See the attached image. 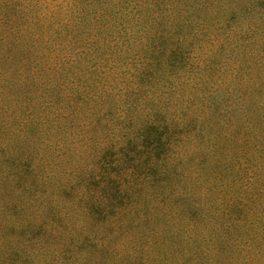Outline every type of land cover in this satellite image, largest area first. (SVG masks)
I'll return each instance as SVG.
<instances>
[{
  "label": "trees",
  "instance_id": "1",
  "mask_svg": "<svg viewBox=\"0 0 264 264\" xmlns=\"http://www.w3.org/2000/svg\"><path fill=\"white\" fill-rule=\"evenodd\" d=\"M51 1L0 0V72L7 73L17 86L28 88L30 100L23 118L12 110L15 136L30 141L12 167L24 179L22 192L30 193L25 184L32 183L34 188L45 169L59 167L56 157L68 151V145L96 153L97 133L106 127L107 118L119 113L128 120L148 112L122 134L126 146L117 152L116 144L110 143L96 161L98 167L81 179L82 191L74 199L78 196L79 202L90 203L87 209L94 215L89 226L94 228L87 233L92 240L104 238L94 230L111 231L112 224L122 218L149 222L154 229L149 237L158 232L173 240L188 232L192 236L185 245L204 240L205 223L218 232L234 227L240 212H250L244 207L251 203L249 192L258 186L257 193L264 194V164L259 161L264 139H257L258 131L252 128L251 132L252 126L240 128L239 137L231 130L244 109L253 112L246 105L255 106L264 137V61L254 59L264 52V43L252 40L259 26L254 19L259 16L252 19L237 0H227L220 13L206 12L205 6L213 7L214 0ZM170 7L173 22L165 31L176 34L175 41H160L161 47L153 50L147 46V34ZM165 43L173 49L166 57L161 50ZM249 85L261 96L249 93ZM147 86L164 88L162 97L151 102L160 109L153 110L154 115L141 104L150 94L156 95ZM198 103L210 109L209 124L200 120ZM194 139L200 145H193ZM190 145L216 161L228 158L235 177L222 195L226 199L222 206L215 200L211 204L206 199L186 202L191 218L184 219L173 206L178 196L171 189L181 176L178 168H183L178 164ZM23 160L28 163L21 169L16 162ZM27 178H32L31 183ZM159 182L160 187H167L165 193L149 189ZM152 202L161 204L156 212L163 217L159 223H153ZM168 205L167 213L173 216L166 218L163 208ZM206 209L209 218L203 217ZM110 212L117 220L106 216ZM132 251L143 264H160L156 258ZM195 252L203 254L201 244Z\"/></svg>",
  "mask_w": 264,
  "mask_h": 264
},
{
  "label": "rangeland",
  "instance_id": "2",
  "mask_svg": "<svg viewBox=\"0 0 264 264\" xmlns=\"http://www.w3.org/2000/svg\"><path fill=\"white\" fill-rule=\"evenodd\" d=\"M54 1L58 0H53L49 4H52ZM214 1L213 7L209 8L208 5L205 6V8H207L206 12L215 10L220 13L227 2V0ZM184 2H186V0L182 1V3ZM237 3L240 8L245 9L246 13L250 15L252 19L259 16L258 19H254V22L258 23L259 26L257 27V32L252 35V40L255 43H264V25L261 24V22L264 21L263 0H237ZM11 7L12 5L8 6V8ZM16 8L20 7L17 5ZM215 17L219 18V15L216 14ZM11 41L14 40L12 39ZM14 43L17 44V41H14ZM254 59L255 61H264V52L260 53L259 57L256 56ZM13 67H16V65H13ZM8 77L7 73L0 72V142H5L6 145L10 147L19 144L20 148L16 156L9 160L8 165L0 164V176L5 174V168L9 169L5 176V183L3 184L4 194L0 197V201L4 202L5 208H8L11 200H15L17 205H19L20 203H25V196H28L29 199L35 198L32 194L33 191L27 194L22 192L24 179L22 177L20 178L17 172L13 173L12 171L14 170L12 167L15 160H18L19 157L23 155L24 145L30 144L27 137L15 136V128L14 125H12V110H16L15 113L19 115V118H23L26 109L29 108L27 105L30 101L28 99V88L24 85L20 87L17 86L12 83V78ZM255 77L256 71H254V78ZM247 89L249 93L254 91L256 97L261 96L254 86L251 85ZM242 104H246V102L242 100ZM197 105L200 120L205 124H209L212 119L210 109L207 107H200L199 103ZM247 107L251 108L253 112L248 113V111L244 109L242 113L239 114L240 120L237 122V127H231V130L239 137L241 133L240 128H249L252 126L251 132L253 131L252 128L258 131V133H256L257 139H264L263 129L259 127L263 122L257 121V114H254L253 107H256L246 105V108ZM241 109L242 108H240V110ZM248 118L251 119L250 123L247 120ZM232 123H234V121H232L231 124ZM205 129L207 130L208 128ZM226 142L229 143V141ZM254 142L256 141L254 140ZM195 144L200 145L197 139H194L193 145ZM193 145H190L189 149H185L183 158L178 164L183 168H178L181 176L177 177L178 181L175 183L176 186L171 189V191L178 196V199L173 202V206L179 211V217L184 219L188 217L191 218L189 211L187 214L186 202L190 204L195 201L201 202L202 199H206L210 204L215 200L218 202V207L222 206L224 202H226V199L223 198L222 195L227 192L233 177H235V174L233 175L235 170L232 169L228 158L221 156V160L216 161L214 157H210L206 153L205 155L203 153L198 154ZM68 146V151L61 152L59 156L56 157L57 160H60L58 168L68 166L71 159L75 157V153L77 152L76 147L74 145ZM202 148L205 149V146H202ZM64 160H66V162H64ZM259 161H262L264 164V154ZM202 164L204 166L201 168ZM14 165L16 166V164ZM68 175L71 177L72 173ZM262 177L264 178V175ZM28 180L29 183H31L32 178H27V181ZM36 180L37 179H35V181ZM18 182L20 184L17 186ZM35 185L33 188L32 183L30 184L32 189H35ZM158 185L153 183L149 189L159 188L163 193L167 191V187H160L163 186L160 182ZM10 187L21 189L20 195L15 196L13 192L10 191ZM242 187L247 192L245 186L243 185ZM257 190L258 186L249 192L251 203L244 207H247L250 212H240L241 214L238 215V219L234 221V227L226 228L218 232L217 230H213L209 223H205L204 226H209V228L204 227V229H202L205 235L204 240H199L197 243H189L188 245H185V242L192 236L188 232L183 235H177L173 240H170L168 236L163 237V235L158 232L154 236L149 237L151 236L150 232L154 230L151 228L152 225L148 226L149 222L144 223L140 221L137 223L130 218H122L119 221H115L117 217L112 216V212L106 214V216L108 218L112 217L115 221L112 224L113 229L109 231V228H101L99 233L94 230L95 234L104 236V238L100 240L95 237L92 240L91 235L87 232L93 233L92 230L94 227H90L89 222L90 220L93 221L92 215H94V213L87 209L90 207V203H87L86 207L84 206L86 200H84V202H79L80 211L78 214V218L85 226L84 230L77 232L72 220L68 217H65L64 221L57 218L56 222L64 233V238H66L71 248L78 247L80 250L84 251L92 246V249H89L91 252H99V259L96 261V264H143L141 260L137 259L140 258V256H134L132 250L143 255V257L148 256L149 258H156L160 264H264V194L263 192L258 194ZM201 193H206L207 195L202 197L200 195ZM243 198L247 199L248 194L244 193ZM43 203L44 202L37 201L35 204L28 205V207L32 209L30 212L32 219L29 220V224L39 219L38 213L40 212V208L43 207ZM170 204L172 205V202H170ZM160 205L158 202H152L149 205L152 210L154 209V211L151 212H154L156 216V220L153 221V223H159L161 222V218H163L159 213L158 215L156 213ZM171 205L163 208L165 213L163 216L166 218L171 215L173 216V214L167 213ZM202 212L203 215L207 216H203L204 218L210 217L207 209ZM49 216L51 218L53 214L50 213ZM107 222H105V224ZM231 226H233V224ZM49 228L55 230L51 224ZM198 230H200V228H198ZM41 235L43 236V233H41ZM163 238L167 239L163 242ZM92 242L96 245H93ZM144 242L147 243V246ZM138 243L144 246H135L138 245ZM199 244H201L203 254L195 252ZM130 245L133 246L130 247ZM108 249L112 251H108ZM17 255L19 254L15 251L11 253L0 251V264H17L19 262L27 264V261H22V258H17ZM177 256L180 257L177 259Z\"/></svg>",
  "mask_w": 264,
  "mask_h": 264
},
{
  "label": "clouds",
  "instance_id": "3",
  "mask_svg": "<svg viewBox=\"0 0 264 264\" xmlns=\"http://www.w3.org/2000/svg\"><path fill=\"white\" fill-rule=\"evenodd\" d=\"M172 11L171 7L168 8L160 23L153 25L151 32L147 34L150 37L146 41L149 48L153 50L160 48L161 45L158 42L166 41V39L175 41L176 34L165 31V27L170 26L173 22ZM179 35L184 34L180 33ZM153 41L157 43L154 44ZM161 50L165 57L170 56L173 51L167 43ZM157 79L162 78L157 77ZM147 87L150 88V91H155L156 95L150 94L146 100L141 101V104L154 115L155 111H160V109L151 102L162 97L164 88L158 86L159 90H157L151 86ZM147 114L148 112L137 113L128 120H125L119 113L115 118H107L103 122L106 127L97 133L99 150L96 153L93 154L91 149L85 147L75 153V157L71 159L68 166L52 171L45 169V175L37 178L35 189L26 183L25 187H28L30 192L35 191L34 199L25 196V203L19 205L15 200H11L8 208H5L4 202L0 201V251L9 253L15 251L21 256L22 261H27V264H96L99 252L93 253L89 249L80 251L78 247L71 248L56 220L59 218L64 221V218L68 217L72 220L77 232L84 230L85 226L78 218L79 198L77 196L74 199V196L82 191L81 179L87 178V172L91 168L98 167L96 161L102 157L103 150L110 143L116 144L117 152L120 147H125L127 142L122 139V134L131 123ZM19 148V144L10 147L5 142H0V164L8 165L9 160L16 156ZM16 163L22 169L28 161L23 160ZM8 170L5 168V174L0 176V197L4 194L3 184ZM69 173H72L71 177H69ZM10 191L15 196H19L21 189L10 187ZM200 195L204 197L207 194L201 193ZM37 201L44 202L38 213L39 219L29 224V220L32 219L30 215L32 209L28 205L35 204ZM50 213L53 214L51 218ZM98 223H103V221H98ZM50 224L55 230L49 228Z\"/></svg>",
  "mask_w": 264,
  "mask_h": 264
}]
</instances>
